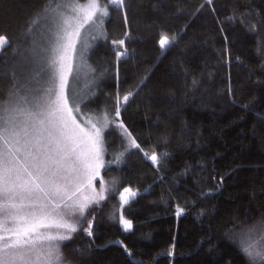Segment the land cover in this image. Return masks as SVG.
Wrapping results in <instances>:
<instances>
[{"label":"trees","instance_id":"trees-1","mask_svg":"<svg viewBox=\"0 0 264 264\" xmlns=\"http://www.w3.org/2000/svg\"><path fill=\"white\" fill-rule=\"evenodd\" d=\"M62 0H0V105L39 75V26ZM106 3V0H102ZM203 5V7H201ZM87 60L101 78L88 109L112 110L140 150L105 134L116 187L61 245L71 264H249L231 236L264 220V0H125ZM162 35L175 37L163 50ZM124 40V45L112 41ZM124 52L117 57V52ZM158 155L152 163L143 153ZM138 195L122 208L117 195ZM183 209L177 215V208Z\"/></svg>","mask_w":264,"mask_h":264},{"label":"snow or ice","instance_id":"snow-or-ice-1","mask_svg":"<svg viewBox=\"0 0 264 264\" xmlns=\"http://www.w3.org/2000/svg\"><path fill=\"white\" fill-rule=\"evenodd\" d=\"M213 0H207L212 4ZM109 6L124 12L127 24L125 0H87L65 5L68 13L51 9L58 16L54 33V44L48 60L51 86L45 97L30 107L8 102L0 105V264H54L63 258L60 251L62 242L72 239L79 229L67 217L77 213L83 217L91 203H98L92 197L83 196L85 189L93 187V181L103 167L101 144L103 128L108 126V117L102 127L90 123L84 128L69 106L66 94L68 77L72 72L71 54L76 52L82 30L87 25L102 27L110 16ZM203 7V5L201 6ZM44 12L49 9L45 8ZM101 35L103 33L101 32ZM171 39L162 35L161 48L170 44ZM8 43L0 35V48ZM124 45V40L112 41ZM124 52H117V57ZM122 97L127 103L129 96ZM27 103V101H25ZM121 98L117 97L112 110L120 116ZM117 127L124 129L132 147L141 149L123 122ZM145 155L154 164L158 155ZM124 193L135 195L130 189ZM121 193V200L127 199ZM101 200L104 196L101 194ZM183 209L177 208V215ZM125 230L132 227L131 221L120 217ZM259 240H241V251L249 258V264H264V220L260 222ZM92 225L83 231L92 236ZM256 231V226L244 232L245 237ZM68 264H71L69 261Z\"/></svg>","mask_w":264,"mask_h":264},{"label":"rangeland","instance_id":"rangeland-1","mask_svg":"<svg viewBox=\"0 0 264 264\" xmlns=\"http://www.w3.org/2000/svg\"><path fill=\"white\" fill-rule=\"evenodd\" d=\"M73 2H79L83 4L86 3L87 0L59 1L54 6H52L47 12V14L44 16L39 26L40 48H39V53H37L38 55L37 58L39 59V75L35 76L36 78L32 80L26 81L20 90L12 94V96L9 98L7 103L11 102L13 104H20L24 107H30L36 102L37 99L46 96L47 89L51 86L48 60L51 55V48L55 40L54 33L58 31L57 28L58 16L57 13L52 12L51 9H57V5H59L60 7L57 11H62L67 14L69 10L67 7H65V5ZM100 2L104 4L102 0H100ZM107 19L108 18H105L102 27L98 28L96 25H87L85 29L82 30L80 42L77 44L76 52L71 54L70 63L72 66V72L68 77L69 82L66 88V94L69 97V106L73 107L74 109L76 106H79L80 110L78 112L74 110L73 115L75 116L77 123H79L82 127L88 128L90 127V123L96 124L97 127H102L105 123V115H107L109 121L108 126L106 128H103V132H102L101 158L103 161V167L100 169L99 176L96 177V179L93 181V187L95 191H93L92 188H88L85 189L82 193L83 196L92 197L94 200H97L98 203H91L90 206L87 208L83 217L79 216L78 213L75 216L67 217L71 222L77 224V227L79 229L78 231H82L84 233L86 232L83 231V229L88 227L89 222H91L92 225V220L88 218V213L90 212V210L94 207H98L99 205H101L107 199L109 194L114 191L116 187V183H117L116 179L114 177H104L103 171L110 166L119 167L121 165L122 153L119 154V152H115L116 155L113 158V160H107V143L105 141V134L111 130L116 132L124 140L123 153L126 151H130V148L136 150L135 147L131 146L130 139L127 136V134L124 132V129L116 126L120 122L119 117H116L115 115H113L112 112H110L107 109L94 111L86 107V104L92 101L96 97L98 92V87L101 83L100 76H98L97 73L90 67L87 58L90 52L93 50V48L98 43L106 39L105 28H106ZM101 32L103 33V35H101ZM169 38L171 39V37ZM114 45L115 44L111 43V46ZM166 47L162 49L164 50ZM25 101H27V103H25ZM124 104L125 103L122 101L121 98L120 108ZM131 139L133 138L131 137ZM143 156L146 159H148L145 153H143ZM131 192L135 193V195H129L128 193H124V189L121 190L117 195L118 201L120 203V207L118 211L119 223L123 228V230H125V227L120 222V217L122 216V208L138 195L137 191L131 190ZM121 193H124L127 199L126 203L123 200H121L120 198ZM101 194L104 196V199L102 200L99 198ZM254 225L256 226V231L251 233L249 237H245L244 232L248 228ZM260 227H261L260 222L253 223L252 225L246 224L244 226H241L231 236L233 243L239 249L241 254H243V256L246 258L248 263H249V258L241 251V247L243 246L241 240L242 238L250 239V241L253 243L258 241L260 238L259 237ZM75 233H73L72 236ZM65 242L67 241L62 242V244H64ZM54 264H68V261L65 260V258L63 257L61 261L54 262Z\"/></svg>","mask_w":264,"mask_h":264},{"label":"bare ground","instance_id":"bare-ground-1","mask_svg":"<svg viewBox=\"0 0 264 264\" xmlns=\"http://www.w3.org/2000/svg\"><path fill=\"white\" fill-rule=\"evenodd\" d=\"M152 162V161H151Z\"/></svg>","mask_w":264,"mask_h":264}]
</instances>
